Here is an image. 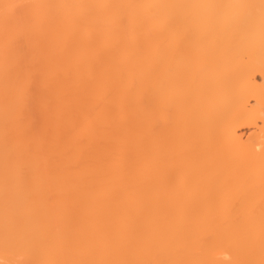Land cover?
<instances>
[{
	"label": "bare ground",
	"instance_id": "1",
	"mask_svg": "<svg viewBox=\"0 0 264 264\" xmlns=\"http://www.w3.org/2000/svg\"><path fill=\"white\" fill-rule=\"evenodd\" d=\"M29 32L58 102L31 136ZM262 249L264 0H0V264Z\"/></svg>",
	"mask_w": 264,
	"mask_h": 264
},
{
	"label": "rangeland",
	"instance_id": "2",
	"mask_svg": "<svg viewBox=\"0 0 264 264\" xmlns=\"http://www.w3.org/2000/svg\"><path fill=\"white\" fill-rule=\"evenodd\" d=\"M23 6L25 7V5ZM42 37L40 33L29 32L21 38L20 44L22 58L17 71H28L30 78L26 87L27 95L23 104L22 115L14 123L15 127L20 128L21 132L29 136L42 134L44 132L42 129H45V126L53 121L54 113L58 107V102L53 93V82L49 81L47 77L48 70L44 59L38 57L32 61L29 60V55L34 52L36 47L35 41L38 42ZM251 132L253 129H245L239 134H242V139L246 141Z\"/></svg>",
	"mask_w": 264,
	"mask_h": 264
},
{
	"label": "snow or ice",
	"instance_id": "3",
	"mask_svg": "<svg viewBox=\"0 0 264 264\" xmlns=\"http://www.w3.org/2000/svg\"><path fill=\"white\" fill-rule=\"evenodd\" d=\"M7 9L6 15H16L24 6L20 4L4 5ZM262 256H264V249H262ZM10 264H157V262L148 261H97V260H28L21 262H10ZM246 264H255L254 261L246 262ZM259 264H264V258L259 261Z\"/></svg>",
	"mask_w": 264,
	"mask_h": 264
}]
</instances>
